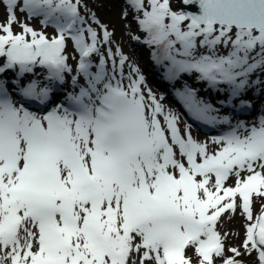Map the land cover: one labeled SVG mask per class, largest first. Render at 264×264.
<instances>
[{
    "label": "snow or ice",
    "instance_id": "snow-or-ice-1",
    "mask_svg": "<svg viewBox=\"0 0 264 264\" xmlns=\"http://www.w3.org/2000/svg\"><path fill=\"white\" fill-rule=\"evenodd\" d=\"M128 2L143 13L145 42L159 50L153 53L158 62H167L170 80L198 73L210 87L228 85L231 103L250 75L264 72V0H177L198 11L173 10L172 0H147L148 8L145 0ZM0 4L6 13L0 23V76L19 66L17 77H23L39 66L47 69L49 82L63 85L65 73L73 71L63 54L70 36L80 53L77 73L85 80L81 84L72 76V91L38 114L18 105L13 93L47 106L53 87L0 78V250H6L0 264H137V258L139 264H192L186 256L190 246L199 264H214L213 255L224 251L215 231L221 214L235 212L239 196L252 221L253 195L264 198V117L258 125L249 128L241 121L212 137L220 149L210 153L207 143L194 139L191 125L181 130L180 118L165 112L150 89L146 102L138 68L132 67L137 78L129 75L123 85L127 57L121 56L119 67L113 60L109 75L100 55L97 70L90 71L88 58L99 54V41L92 27H83L80 0ZM17 10L30 19L42 16L41 24H51L57 34L49 38L19 21ZM92 19L99 23L94 13ZM14 24L22 31L15 33ZM101 27L107 43L111 33ZM221 46L229 49L227 55L218 54ZM177 95L195 120L230 123L194 89L185 86ZM230 176L237 177L235 187L224 186ZM243 247L255 250L264 264V205L247 226ZM224 264L241 262L228 258Z\"/></svg>",
    "mask_w": 264,
    "mask_h": 264
},
{
    "label": "rangeland",
    "instance_id": "rangeland-1",
    "mask_svg": "<svg viewBox=\"0 0 264 264\" xmlns=\"http://www.w3.org/2000/svg\"><path fill=\"white\" fill-rule=\"evenodd\" d=\"M174 2V10L178 11V5L176 3L175 0L172 1V3ZM120 5L119 7H117V5ZM94 6V7H93ZM126 4L124 0H80V4H79V13L80 15L85 19V24L83 25L84 28L87 27H92L95 31H97L99 33L100 36H103V32H104V28L101 27V25L105 26L107 31L109 33H111V42L109 46H105V50L103 51V54H108V49L115 47L116 49L122 50V52H126L129 55V60L127 61L126 64H131L133 65L134 63L136 64H140L142 67L144 68H148L150 63L148 60V56L149 54H151V50L153 49V45H149L147 44L145 41L147 40V35L145 34V31L142 29L139 20L143 19V13L142 12H137V15L134 17L133 15L130 14L131 11H127L126 9ZM145 8H147L145 6ZM4 6L2 4H0V23L5 22L6 20V13L4 11ZM134 10V9H133ZM85 14L87 13V16ZM95 14V18L96 20L98 19L101 23H96L93 21L92 19V14ZM125 13H127V15H125ZM17 14V18L19 21L28 24L30 27L36 28L37 27V23L33 22V21H28V20H23L21 18V16ZM123 17H125L123 19ZM189 23V21H184L183 22V27L186 28V25ZM13 31L16 33H19L22 31V29L20 28L19 24H14L13 25ZM133 35H137L138 39L136 41H131V36ZM141 43V46H138L137 43ZM68 45V44H67ZM68 49L70 51V47L68 45ZM223 49V50H222ZM226 49V51H225ZM229 51L228 48H224V47H219L218 50V54L222 55V53L227 55V52ZM199 52H206V49H199ZM135 55L137 56V58H135ZM71 61H74V58L71 59ZM167 66V62L165 63ZM130 66V65H129ZM264 76L263 72L257 73V74H252L249 77V82H248V86L246 87V89L241 93L242 95L245 94H252V95H256L259 93V97L261 100H264V92H261L260 90H258V88L260 87L261 83L259 85H255L253 82L258 78ZM152 80L159 84V85H163L164 83V79L161 75H157L155 73L151 74ZM198 74L196 73H191L189 74L188 78L189 80H191V78H194L196 81L195 82V87L197 88L200 84V88H203V90L199 91L200 92V96L197 95V98L199 99V97H206L208 98L211 103L213 104V106L215 107V103L212 101L211 99V94L214 95L213 90L211 89L212 87H210L208 85V83H206L205 81L202 80H198L197 79ZM148 86V85H147ZM223 89H226L227 87H222ZM149 89H151V86L149 87ZM215 97L219 98L220 96H216ZM208 103V102H207ZM220 147V146H219ZM247 176V175H246ZM244 176V177H246ZM236 177L233 180H230V182H233L232 184H236L235 183ZM264 200V198L256 196L254 194V201H257L259 206H262V201ZM240 210H238L236 208L235 212L229 210L228 213L224 214L221 217V221H218L217 224H219V227L221 224H223L225 221H228L229 217H233L234 215H237L238 213L240 214ZM258 212L253 213V220L256 216ZM238 217L237 219H240V223H242V225H240V223L237 226H234L232 229H234V234H237L239 236H242L243 239H241V244L244 245V241L246 239V235H245V228L253 223V220L250 222H244V220L242 219L244 216H240L237 215ZM242 219V222H241ZM240 225V226H239ZM240 227V229H239ZM224 228H226V226H222L221 228L218 229V233L221 235L222 237V233L221 230H223ZM231 231V230H230ZM228 241L225 243V246H229L231 243V240L229 239V237L226 235ZM251 248V246L249 247ZM237 249V248H236ZM241 255L236 257L234 256V253L230 252L228 253L227 251L223 252V256L222 257H218L217 260H214V264H218L221 262H224V260L228 259V258H235L236 260H239L240 262H246L247 261V255L244 253V251L237 249ZM189 253H191L192 255H190L191 257H189L191 259L192 264H199L200 258L199 256L196 254L195 249L194 248H190L189 249ZM248 252V251H247ZM189 253L187 254V257L189 255ZM252 254V257L256 263V256L254 251L252 250L250 252ZM137 264H139V259L137 258ZM145 264H153V262L151 261H147L145 262Z\"/></svg>",
    "mask_w": 264,
    "mask_h": 264
},
{
    "label": "bare ground",
    "instance_id": "bare-ground-1",
    "mask_svg": "<svg viewBox=\"0 0 264 264\" xmlns=\"http://www.w3.org/2000/svg\"><path fill=\"white\" fill-rule=\"evenodd\" d=\"M120 53V52H119ZM119 56H121V53L119 54ZM77 58H78V56H77ZM1 59L2 58H0V61H1ZM95 59H97V60H99L100 59V56H97L96 54H93L92 55V61H94ZM131 66V65H130ZM42 68V69H41ZM39 70L41 69V70H43V67H39L38 68ZM130 70H131V68H130ZM125 73H127L128 74V76L129 75H131V77H132V79H134V75H132L131 73H129V72H125ZM70 75H72V76H77L78 77V81H79V83H81L82 82V78H81V75H79L78 73H77V71H75V72H71V73H69ZM65 78H67V75L65 76ZM146 82V81H145ZM145 82H144V85H143V94H144V96H145V98H146V101L147 102H149L148 101V89L146 88V85H145ZM122 83H123V85H125V84H128L129 83V80L127 79V78H124L123 79V81H122ZM65 89L67 90V91H72V88H71V84H67V82H66V84H65ZM158 95H160V93H157ZM163 96H164V99H165V101H167V100H170L171 102H174L175 103V100L173 99V98H170L169 96H168V93H167V90H164V92H163ZM157 99V98H156ZM162 105L163 106H167V103L166 102H163L162 103ZM259 109H261V111L259 112V113H263L264 112V105H259ZM164 111L165 112H167L165 109H164ZM159 119L162 121V122H164V120H163V116H160L159 117ZM239 121H237L235 124H237ZM241 122V121H240ZM243 122V121H242ZM244 124L246 125V127H251V125H248V123L246 124L245 122H244ZM183 129L184 128H182L181 127V130L183 131ZM206 138V137H205ZM194 139H196L197 141H199V142H203V143H207L208 144V146H209V150H210V153H212V152H215V150L216 149H218V146L216 147L215 146V144H213L212 143V141H210L209 139H199V138H197V137H194ZM241 174L242 175H245V174H247V172H241ZM231 177H235V176H231ZM259 212V213H261V207H259V204H258V202H254L253 203V206H252V213L254 212ZM226 214V213H225ZM242 214V213H241ZM237 215H239L240 216V214L238 213ZM237 215H234L233 217H229V219H228V221H225L223 224H221L222 226H226V228H224L223 230H221V233H222V243H225V242H227L228 241V239H227V237H226V235L229 237V239L231 240V243L232 244H230V246H229V248H228V251H230V249H232V248H239V249H243L244 251H246L245 249H244V247H243V245L241 244V239H242V236H239V235H237V234H234V233H232V232H234V229H232L234 226H237L239 223H240V219H237L236 220V218L238 217ZM224 217V216H223ZM258 217V216H257ZM256 217V218H257ZM223 219V218H222ZM221 219V217L218 219V220H222ZM245 220H246V222L247 221H249L248 219H247V217H245ZM241 222H242V219H241ZM250 222V221H249ZM221 225H220V227H217V226H215V230H217V229H219V228H221ZM240 225H242V223H240ZM239 225V226H240ZM239 229H240V227H239ZM231 230V231H230ZM247 255H249L250 256V254L248 253ZM189 257H190V253H189ZM8 261V260H7ZM5 263V262H4ZM7 264H10V261H8L7 262ZM248 264H254V260H253V258L252 257H250V261L248 262Z\"/></svg>",
    "mask_w": 264,
    "mask_h": 264
},
{
    "label": "water",
    "instance_id": "water-1",
    "mask_svg": "<svg viewBox=\"0 0 264 264\" xmlns=\"http://www.w3.org/2000/svg\"><path fill=\"white\" fill-rule=\"evenodd\" d=\"M177 4H178V11H180V10H186V11H194V10H196V11H198V6H189V5H181L180 3H178L177 2Z\"/></svg>",
    "mask_w": 264,
    "mask_h": 264
}]
</instances>
